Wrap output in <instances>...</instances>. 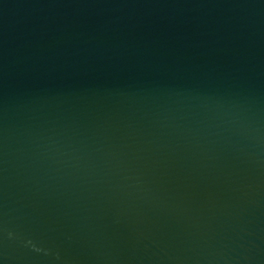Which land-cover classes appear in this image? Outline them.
I'll use <instances>...</instances> for the list:
<instances>
[{"label": "water", "instance_id": "1", "mask_svg": "<svg viewBox=\"0 0 264 264\" xmlns=\"http://www.w3.org/2000/svg\"><path fill=\"white\" fill-rule=\"evenodd\" d=\"M0 264H264V0H0Z\"/></svg>", "mask_w": 264, "mask_h": 264}]
</instances>
